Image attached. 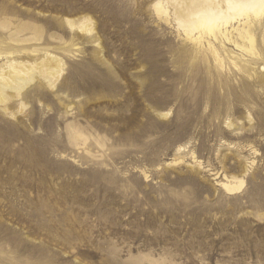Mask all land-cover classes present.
<instances>
[{"label": "rangeland", "instance_id": "1", "mask_svg": "<svg viewBox=\"0 0 264 264\" xmlns=\"http://www.w3.org/2000/svg\"><path fill=\"white\" fill-rule=\"evenodd\" d=\"M156 1L0 0V65L63 62L0 143V264H264V16L222 68Z\"/></svg>", "mask_w": 264, "mask_h": 264}, {"label": "bare ground", "instance_id": "2", "mask_svg": "<svg viewBox=\"0 0 264 264\" xmlns=\"http://www.w3.org/2000/svg\"><path fill=\"white\" fill-rule=\"evenodd\" d=\"M169 5L173 6V14L179 26L197 44V48L209 52L222 68L227 63L224 55L236 67H240L234 50L228 51L226 44L240 52L255 51V37L251 27L254 20H261L264 16V0H157L154 8L159 18H168ZM71 23L75 25L73 20ZM216 42L224 49L223 53L215 46ZM32 63L21 64L7 60L0 65V116L13 121L10 125H0V143L3 145L7 146L18 139L27 143L29 137L25 134L29 132L27 126L31 123L20 121V114H24L29 105L26 100L28 91L35 87L56 91L63 85L58 83L63 72V62L57 56L48 52L41 53ZM43 94L42 91L38 93L41 97ZM15 106L18 110H14ZM28 116L31 121V114ZM25 150L30 154L28 148ZM240 184H243L242 179ZM223 186L228 191L236 189L232 182H224Z\"/></svg>", "mask_w": 264, "mask_h": 264}]
</instances>
